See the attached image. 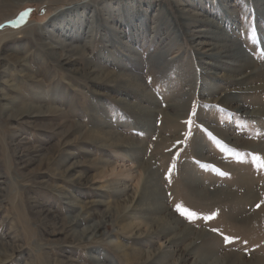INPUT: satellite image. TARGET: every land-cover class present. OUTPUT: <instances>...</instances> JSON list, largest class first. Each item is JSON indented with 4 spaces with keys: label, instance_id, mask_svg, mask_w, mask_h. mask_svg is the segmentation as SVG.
Returning <instances> with one entry per match:
<instances>
[{
    "label": "rangeland",
    "instance_id": "rangeland-1",
    "mask_svg": "<svg viewBox=\"0 0 264 264\" xmlns=\"http://www.w3.org/2000/svg\"><path fill=\"white\" fill-rule=\"evenodd\" d=\"M122 1L0 0V264H139L140 251L156 254L153 264L180 263L194 240L199 246L182 264L200 257L225 264L229 255L237 264H264V115L247 114L264 109V86L257 87L264 84V0H176L183 15L173 0H152L147 15L141 0L140 18L137 8L123 16ZM83 3L99 15L92 25L81 14L63 15ZM207 17L218 25L205 26ZM175 18L188 27L177 29ZM195 29L207 37L190 41L185 32ZM220 29L255 66L246 70H256L251 80H236L246 71L227 58L214 75L200 62L219 51L211 49ZM60 45L58 52L78 51L85 74L59 65L48 48ZM84 58L126 75L91 77ZM177 104L183 116L165 124L164 112ZM134 105L154 117H135ZM36 107L46 114L18 119ZM111 132L133 141L115 146ZM140 162L151 165L180 228H190L186 241L170 242L175 232L151 203L124 209L138 175L112 178V167L138 171ZM94 201L102 203L82 211ZM97 224L96 235L80 238Z\"/></svg>",
    "mask_w": 264,
    "mask_h": 264
},
{
    "label": "bare ground",
    "instance_id": "bare-ground-1",
    "mask_svg": "<svg viewBox=\"0 0 264 264\" xmlns=\"http://www.w3.org/2000/svg\"><path fill=\"white\" fill-rule=\"evenodd\" d=\"M6 1V0H5ZM159 1V0H157ZM261 0H259L258 2H260ZM9 2V1H8ZM143 2H146V5L148 6V10L145 11V14H149V8L151 9L153 7V3H152V0H143ZM140 3L141 0H134L132 2V5H130V3L126 0L125 1H122L121 2V14L123 16H126L127 12L129 11H132V12H135V8H137V11H139L136 15L140 18L141 16L144 15V12L142 9H139L138 10V7L140 6ZM173 3H175V5L177 6V9L181 12V14L183 15L184 12L182 11L183 9L180 8V4L179 2H176V0H173ZM10 4V3H9ZM8 4V5H9ZM13 4V3H12ZM263 4V3H262ZM155 5H158V8L157 9H160L162 10L164 8V3L162 2L161 4H158V3H155ZM260 5H261V2H260ZM11 6V5H10ZM90 5L89 3H83V4H78L77 6L73 7V8H70V10L68 11H65L63 13H70L71 15L73 14L75 17H81V15H83V17H85V20H87L90 24L91 23H95L96 21H98L99 19V15H90L89 14V11H90ZM117 11V10H116ZM61 13V14H63ZM63 14V15H69V14ZM83 13V14H82ZM61 14H60V17H61ZM81 14V15H80ZM9 15V14H8ZM62 15V16H63ZM145 17V15L143 16ZM1 18V17H0ZM188 19V18H187ZM116 22H118L119 24L121 25H124L127 24V26L131 27L133 25V21H129L128 19H121L119 17H115L114 19ZM113 20V21H114ZM173 21L175 22V27L177 29H181L183 30V28L186 29V27H188V24L185 22L187 21L186 18H185V21H181L179 18L178 19H173ZM181 21V22H179ZM202 21V20H201ZM204 23L206 24L205 26H211V25H218L217 22H215L212 18L210 17H207V19H205ZM76 24V23H74ZM92 25V24H91ZM32 26V25H31ZM73 26H76V25H73ZM134 26V25H133ZM220 26V25H219ZM133 28V27H132ZM92 29V28H91ZM134 29V28H133ZM140 29V28H139ZM206 31V30H205ZM204 30H191L189 32H185V34L187 35V37H190V41H193L196 37H207V32H205ZM209 31V30H207ZM89 32L92 33V30H90ZM127 32V31H126ZM212 32V30H211ZM43 32H39V35H41ZM96 34V33H95ZM133 34V33H132ZM45 37H46V34H44ZM92 35V34H91ZM70 37H72V39L74 38H77V37H74L72 35H70ZM125 37H127V33L125 35ZM231 37L232 35L227 32V33H224L221 29L217 32V35L215 36L216 39H219L221 40L220 44L216 43V44H213L214 45V48L211 49V50H219L217 51L215 54H211L212 56V59L211 61H204L201 56L199 57L200 58V62L202 61V63L204 64H207L209 65V71H207V73L209 74H213L210 70H214L215 68H220V65L222 62L224 63H228L227 62V59L230 60V63L233 65V66H237L235 69H245L246 70H250V69H253V67H255L253 65V63L247 59H243L244 56L240 53L239 49L234 46L233 44H229L231 42ZM90 42V41H89ZM199 44H202V45H210L209 42L207 41H203ZM61 48L62 46H57L56 48L55 47H49V52L51 53V55H53V58L56 60L57 59V62H59V65L63 66L64 68L66 69H73L74 71L78 72V73H82V69L79 68V67H76L77 63H78V57H76L75 55L78 54V51L77 53H64V52H58L59 50L57 48ZM46 51V50H45ZM47 52V51H46ZM80 52V51H79ZM200 53V52H199ZM85 54V53H84ZM201 55H207V53H200ZM227 58V59H226ZM85 59V58H84ZM86 60V70L89 72L88 74L92 77L94 76V78H99L101 76H105V77H108V78H111V79H114V80H117L121 77H123V75L125 76L126 74H120V72H116L114 70H110V69H106L104 67H101L99 65H94L93 61H90V60ZM225 71H226V75L228 77H234L236 80H243V81H248V80H251L253 78V74L256 70H253L252 72H244L243 74H240V75H232L230 76V73L228 70L226 69H229L228 67L227 68H223ZM85 70V69H84ZM84 72V71H83ZM85 74V72H84ZM214 75V74H213ZM121 76V77H120ZM127 77V76H126ZM130 79V78H129ZM255 79V78H254ZM263 85H259L257 86L258 88H261L263 87ZM263 89V88H262ZM239 91H242V92H250V91H253V88H244V89H241ZM228 97H231L229 95H224L223 96V100H226L228 99ZM7 99V98H6ZM233 99V98H232ZM183 101V100H182ZM177 102V101H176ZM135 106V105H134ZM136 107V108H135ZM133 107V109L131 110L132 112H134L136 114L135 117H142V118H146L147 121L150 120L149 117L152 119L154 116L152 115L151 117V114H152V111L147 109V108H143V107H140V106H135ZM184 107L183 104H177L176 105V111L173 112L172 114H170V112L168 113L167 111L164 112V121H165V124H170L173 126V124H175L179 119L178 118H181L183 116V111L181 110L182 108ZM169 108V107H168ZM186 108V107H185ZM153 109V108H151ZM163 109V108H162ZM161 109V110H162ZM167 110V109H166ZM238 110H240L238 108ZM160 113V112H159ZM44 114H46L41 107H36V108H27V109H24L23 111L19 112L17 114L18 116V119L20 121H23V122H28L30 120H34L35 118L37 117H40V116H44ZM249 116H255V115H264V109L263 110H254L252 112H248L247 113ZM246 114V115H247ZM48 115V114H47ZM159 115V114H158ZM255 119V118H254ZM143 124H145L144 120L141 121ZM147 125V124H145ZM148 126V125H147ZM170 128V127H169ZM172 128V127H171ZM174 128V127H173ZM108 133V132H107ZM107 136L105 133H102L101 135H97L99 136ZM114 135H117L116 133H113L111 132V136H107L109 139H112V142L111 144L115 145V146H126L129 145L130 143H132L133 140H131L130 138V143H123L121 142V140H124L123 138H121L120 136H114ZM106 139V138H105ZM108 139V140H109ZM171 139V138H170ZM128 141V140H127ZM125 142V141H124ZM168 142V141H167ZM166 142V143H167ZM123 143V144H121ZM140 154V153H139ZM138 155V154H137ZM139 156V155H138ZM131 161V160H130ZM132 162V161H131ZM141 164V162H140ZM126 166V165H125ZM127 168V167H126ZM140 170L138 171H134L132 170V168L127 171V169L125 170V167H122V166H117V165H114L112 167V170H111V173H110V176L113 178V177H120L121 176V173H125L127 172L129 174V176H133V172H136L137 175H138V181L136 183V186H135V189H133L132 191V194L130 196V199H129V202L125 205V210L126 211H131L133 209H135L136 207H139V206H142L144 204H149L151 203L153 205L150 206V209H153V211H157L158 214H160V216H158V219L160 220L161 224H165L167 230L166 231H174L175 232V237L173 239H170V242L171 243H174L177 242L178 240H185L190 236V228L185 226V227H182L180 228V221L179 219H177L172 213L169 212L168 210V206L166 204H164V196H161V193L159 191V188L157 186V183L155 182V173L151 167L150 164H146V163H142L140 165ZM109 176V177H110ZM110 177V178H111ZM134 177H136V175H134ZM195 187V186H194ZM193 187V188H194ZM105 188V187H104ZM128 188L124 189V192L125 190H127ZM131 191V190H130ZM99 203H102L100 201H94L91 205H86L85 208H82V211L83 212H89L96 206L98 205ZM78 206V204H76ZM92 214H89V216L87 217H84L82 215H78L76 217H71V219H69L67 221V225L69 227H72L74 226L75 224H78L79 222H81L84 218H88L90 217ZM109 216V215H108ZM113 216V214H112ZM119 216V215H118ZM117 216V217H118ZM126 216V215H125ZM261 216V215H260ZM106 218V217H105ZM157 219V218H156ZM115 220V219H114ZM100 224H97L95 226H88L86 228H84L81 233H82V236L80 238H84L85 236H88L90 234H94L96 235L100 230ZM133 230V229H132ZM147 231H149L150 233L153 232V230H146L145 233H147ZM134 233V231H133ZM203 236V235H202ZM201 236V237H202ZM95 237V236H94ZM177 244V243H176ZM179 244V243H178ZM199 246V240H194V242H191L190 244L187 245V247L185 248V254L181 255V262L179 263V260L178 259H175L171 264H182L183 261L186 259L187 255H189L191 253V250L198 247ZM120 249H122V251L124 252V248L123 247H120ZM163 250V245L160 246V251ZM142 251L140 252H136V254H134V259L136 258H140V261L139 264H153V262L155 261L153 258L155 257L156 254H153L151 252H145V253H141ZM144 252V251H143ZM124 255H126L124 253ZM144 259H143V258ZM204 258V257H203ZM203 258H199L195 264H207L208 260L209 259H203ZM217 259V258H216ZM207 260V261H206ZM209 263V262H208ZM212 263V262H211ZM225 264H237V260L234 259L231 255L227 256L226 257V260H225Z\"/></svg>",
    "mask_w": 264,
    "mask_h": 264
},
{
    "label": "snow or ice",
    "instance_id": "snow-or-ice-1",
    "mask_svg": "<svg viewBox=\"0 0 264 264\" xmlns=\"http://www.w3.org/2000/svg\"><path fill=\"white\" fill-rule=\"evenodd\" d=\"M21 19H23V17H21ZM211 134V133H210Z\"/></svg>",
    "mask_w": 264,
    "mask_h": 264
}]
</instances>
